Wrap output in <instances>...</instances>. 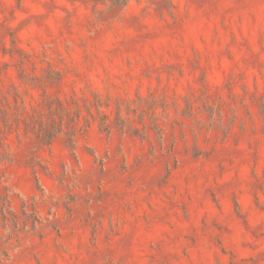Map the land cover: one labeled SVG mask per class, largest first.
<instances>
[{"label": "rangeland", "instance_id": "1", "mask_svg": "<svg viewBox=\"0 0 264 264\" xmlns=\"http://www.w3.org/2000/svg\"><path fill=\"white\" fill-rule=\"evenodd\" d=\"M5 2L0 0V51L4 56L0 60V160L7 159L4 142L14 139L8 125L9 109L24 106L32 116L18 127L22 135L31 139L18 164L33 174L30 190L42 193L35 175L37 168L45 184L54 188L46 202L21 200L13 211L10 189L5 187L6 178L0 172V251L9 232L7 239L15 236L19 242L21 237H30L38 241L37 247L44 240L55 247V241L64 237H70L72 244L87 239L95 246L97 228L102 223L110 228L109 217L118 211V195L125 191L136 195L129 188L138 182L137 173L148 167L160 171L145 181L147 188L136 200L128 197L133 207L139 200H151L139 216L140 235L145 234L141 231L145 229L149 238L154 234L163 236L170 231L169 224L176 226L193 255L206 257L193 264H224L220 258L231 255L225 242L244 233L253 240L264 239V0H254L252 16L242 11L249 0H180L184 7L182 40L180 44L171 40V52L165 53L163 67L158 52L161 45L169 47L168 39L133 45L104 30L102 22L109 21L117 32L123 31L118 18L128 0H28L39 4L42 13L22 20L15 32L10 29L15 12L26 15L30 9L22 8L23 0H11L15 7L5 15ZM150 3L156 5V16L176 8L172 0ZM100 10L102 14L98 15ZM57 12L63 15L56 16ZM137 24L138 18L132 17L128 27ZM32 25L43 29L45 60L56 46L48 39L51 33L57 41L65 39L62 55L78 59L86 68H98V74L92 72L96 80L109 67L113 73L126 72L135 63L147 98H140L137 92V103L127 105L123 114L117 106L114 113H98L97 121H85V127L81 121L69 131L64 108L66 104L71 107L72 97L66 101L63 95L56 94L64 92L65 83L58 65L38 62L25 72L13 71L5 62L11 60L12 54L10 49H3L6 36L17 56L30 59L23 49H15L11 38ZM139 54L141 60L136 59ZM143 58L149 62L147 68L143 67ZM153 58L156 64L150 63ZM237 87L248 105L236 115L220 92L235 103L231 94ZM93 101L100 103L96 97ZM71 115L74 122L80 121L78 110ZM68 123L73 122L69 119ZM177 143L182 149H177ZM124 148L138 154L131 171L122 155ZM97 151L102 159L96 157ZM81 164L85 173L77 176L75 169ZM205 174L211 184L207 177L204 180ZM225 178L227 184L213 187ZM104 182H119L122 188L112 191ZM101 235H105L107 243L108 234ZM130 243V237H125L119 247L127 248ZM33 258L40 264L37 257ZM229 264H233L231 259ZM243 264H264V252H255V257Z\"/></svg>", "mask_w": 264, "mask_h": 264}, {"label": "clouds", "instance_id": "2", "mask_svg": "<svg viewBox=\"0 0 264 264\" xmlns=\"http://www.w3.org/2000/svg\"><path fill=\"white\" fill-rule=\"evenodd\" d=\"M41 3H44V0H41ZM57 3H61V0H57ZM172 4L176 5L175 10L162 11L159 16H156L153 13V8L156 5L150 3V0H139L138 4L137 0H128L127 7L120 13L118 18V24L123 31L117 32L109 24V21H104L102 24L105 31H110L113 36L121 40H127L133 45L158 38L168 39L169 47L161 45V49L158 52L160 66L163 67L166 63L164 59L165 53L171 52V40L176 39L177 44H180L182 40L181 20L184 15V7L181 5L180 0H172ZM64 6L67 7V5ZM14 7L15 5L11 3V0H7L3 4L4 14L7 15V10ZM22 8L30 9V11L26 15L20 11L15 12L16 19L10 24V29L13 32H15L17 25L22 20L27 19L28 16L42 13L39 4L33 5L28 0H23ZM253 9L254 0H249L247 7L243 8L242 11L244 14L252 16L254 15ZM169 12H171V17ZM261 13L264 14V8L261 9ZM97 14H102V10L98 11ZM55 15L62 16L63 14L57 12ZM132 17L138 18V24L129 28V21ZM142 25H147V27H142ZM149 33L152 35H149ZM42 34L43 29H37L35 25H32L21 32H16L15 36L11 38V41L15 40V49H23L28 54L30 58L28 60H23L22 57L17 56L12 51L13 43L6 36L2 41L3 49H10L12 54H10L11 60L5 62L9 63L13 71L23 70L25 72H28L38 62L50 61L54 65H58L57 71L64 73L65 83L63 86L64 92L56 94L63 95L66 101H68L69 97H72V100L69 101L71 107L66 104L64 108V119L66 118L69 131L75 125H79L81 121L84 122V127L85 121L87 123L97 121L99 119L98 113L99 115H104L105 112L114 113L117 106L120 107L123 114L127 105L135 106L137 103V92L140 98H147L148 94L145 95L140 83V74L135 70V63L130 65L126 72L118 71L113 73L111 67H109L104 72L103 77L100 80H96L92 72L96 71L98 74V68H94L92 65H88L86 68L78 59L74 61L71 57L62 55L65 39L61 38L57 41V38L51 33L48 34V39L56 42V46L52 48V51L48 52L45 60L42 52L45 51L46 41L42 39ZM119 54L121 59H124L123 53ZM87 55L88 53L85 52V56ZM98 55L99 50H97ZM105 55L109 54L106 53ZM136 59L141 60L142 54L137 55ZM0 60H4L3 51H0ZM143 60L146 61L143 67L147 68L149 62L147 58H143ZM190 62L194 61L190 60ZM150 63L156 64L155 58ZM30 74L35 75L36 73L32 72ZM195 78L196 73H193L192 80H195ZM192 87L194 88L195 86L193 85ZM5 94L7 95L8 93L6 92ZM220 95L227 101L226 106H230L236 115L238 110L244 111L245 106L248 105V100L244 98V94L239 91L238 87L231 94L235 99V103L223 91L220 92ZM93 97H96L100 103L94 104ZM193 97L198 98L199 95ZM173 99L178 106V101L174 96ZM73 100L76 102L75 106L72 104ZM169 102L171 103V100ZM86 108L88 111L85 110ZM77 110L79 111L80 121L74 122L71 113ZM155 114L159 118L160 111L158 109L155 110ZM31 116L32 111L24 106H21L19 110L14 107L9 109L8 125L11 126L9 130L12 131L14 139L10 137L4 142V155L7 159L0 160V172L4 173L6 178L5 187L10 189L9 198L12 200L13 211L15 210V205L21 200L29 201L33 199L37 202H46L48 194L54 188V186L45 184L44 175L37 168L35 175L38 177L42 193L30 190L32 188L31 180L33 174L30 170L20 167L18 164L21 153L25 151L31 139L29 136L21 134V129L18 125L28 121ZM169 116L171 117V113H169ZM69 119L72 120V124L68 123ZM109 120H111V117H109ZM13 121H16V124H13ZM0 127L3 126L0 125ZM94 129L95 124H93V134ZM165 134H167V128H165ZM114 143L115 138L113 139ZM104 145L107 146L105 143ZM176 147L177 149H182V145L179 143H177ZM145 148H147V145H145ZM122 155L125 157L127 169L130 171L135 169V160L138 156L136 151L132 149V152L129 153L128 148H124ZM96 157L102 159L100 151L96 152ZM65 167L67 169V165ZM158 171L160 169L156 167H148L142 172H138V182L129 188L136 195L126 191L118 195L116 199L118 201V211L109 217L110 228L109 225L103 223L101 224L102 227L100 225L97 228L95 246L87 239L80 243L72 244L70 237H64L55 241V245L59 246V250L56 246L49 245L45 240L42 246L37 247L38 241L30 237H21L19 242L15 236L7 239V236L11 234L9 232L4 237L7 243L3 250L0 251V264H36V259L33 257H37L40 264H91L93 259H95V264H149V262L151 264H193L196 260L203 261L206 257L200 253L194 256L193 252L185 245L181 230L172 224L168 225L170 231L163 236L154 234L149 238L145 229H141V231L145 232L144 235L138 233L139 216L144 213L146 206L151 204V200H139L133 207L128 197L130 196L132 200H136L139 193L145 192L147 188L145 181ZM75 173L77 176L84 174V166L81 164L75 169ZM205 177H207V183L211 184V178L207 174H205L204 180ZM104 183L112 191L122 188L119 182ZM221 184H227V178L223 181H218L213 187L221 186ZM91 190L89 188V191ZM13 196L18 197V199H12ZM261 203H264V196L261 197ZM122 213H127V215ZM43 215L44 213L41 212V219H43ZM102 232L107 233L109 236L107 243L104 240L105 235L103 237L101 235ZM125 237H130V246L121 248L119 247V242ZM224 246L229 249L231 254L220 258L224 264H229L230 259L233 264H243L250 258H254L255 252H264V239L253 240L248 233H244L234 240L226 241ZM107 252H110L111 255H106ZM217 264H219V261Z\"/></svg>", "mask_w": 264, "mask_h": 264}]
</instances>
